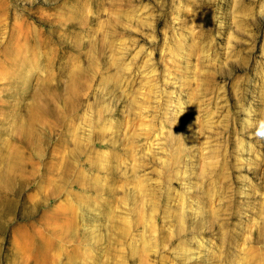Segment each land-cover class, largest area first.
Wrapping results in <instances>:
<instances>
[{"label":"rangeland","instance_id":"rangeland-1","mask_svg":"<svg viewBox=\"0 0 264 264\" xmlns=\"http://www.w3.org/2000/svg\"><path fill=\"white\" fill-rule=\"evenodd\" d=\"M264 0H0V264H264Z\"/></svg>","mask_w":264,"mask_h":264},{"label":"clouds","instance_id":"clouds-1","mask_svg":"<svg viewBox=\"0 0 264 264\" xmlns=\"http://www.w3.org/2000/svg\"><path fill=\"white\" fill-rule=\"evenodd\" d=\"M257 127H256V132L255 135L259 139H264V118H261L256 122Z\"/></svg>","mask_w":264,"mask_h":264}]
</instances>
